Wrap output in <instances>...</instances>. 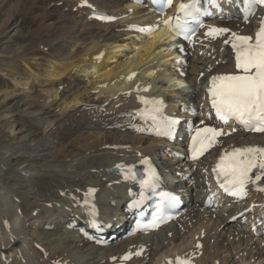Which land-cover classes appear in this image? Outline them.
<instances>
[{
	"label": "bare ground",
	"instance_id": "bare-ground-1",
	"mask_svg": "<svg viewBox=\"0 0 264 264\" xmlns=\"http://www.w3.org/2000/svg\"><path fill=\"white\" fill-rule=\"evenodd\" d=\"M21 1L0 0L3 65L21 53L16 48L19 39H27L19 28ZM60 2V9L68 13L38 30L32 52L25 51L23 63L15 66L17 74L23 68L33 74L21 81L12 70L7 72L12 90L5 92V111L13 122L9 133L17 138L13 148H0V264H176L179 257L195 264H219L223 254V264H264V211L251 206L262 201V194L205 207L215 191L211 169L218 150L190 161L184 150L185 128L176 143H166L146 136L144 131L154 125L138 117L143 111L153 112L156 106L141 100L151 102L154 96L166 100L168 110L174 107L176 114L188 106L206 114L203 96L210 78L234 72L232 34L205 39L195 50L187 44L181 49L163 28L146 36L137 32L134 38L135 25L158 28L161 19L130 0H49V6ZM98 12L121 18L102 24L92 18ZM257 24L258 17L248 25L238 19L226 27L247 35ZM126 36L134 39L126 43ZM45 46L50 47L47 53ZM58 49L64 50L62 56L56 54ZM122 52L127 53L124 61L118 56ZM113 61L120 62L110 67ZM184 84L191 89L187 94ZM34 86L53 100L41 103L43 97L35 95ZM161 118L171 120L169 115ZM179 119L195 121L186 115ZM228 125L220 149L264 148V134H247ZM23 147L39 153L25 151L26 164L16 167ZM147 164L156 165L167 179L165 188L182 199L180 216L157 232L128 237L133 225L128 202L137 194L138 183L106 170ZM89 190H94V197ZM88 202L95 204L93 211L106 229V247L86 237L97 236L84 206ZM259 221L262 225L253 229Z\"/></svg>",
	"mask_w": 264,
	"mask_h": 264
},
{
	"label": "snow or ice",
	"instance_id": "snow-or-ice-1",
	"mask_svg": "<svg viewBox=\"0 0 264 264\" xmlns=\"http://www.w3.org/2000/svg\"><path fill=\"white\" fill-rule=\"evenodd\" d=\"M209 2L213 7L216 6V0H209ZM244 2L249 6L253 3L264 4V0H244ZM164 3L170 6L172 0H164ZM200 3L201 0L181 3L179 12L183 13V18L177 16L174 26L171 21H166L175 35H187L194 31L191 25L199 24V16L204 14ZM228 31L225 28H210L206 35L216 38ZM232 37L231 46L235 51L237 74L211 78V86L208 90L211 107L215 111L216 118L224 123L235 120L245 130L264 132V23L256 33L254 42H252L253 38L249 36H238L233 33ZM141 103L159 105L162 102L141 100ZM158 111V108L153 109V112ZM151 118L154 122L156 121L155 115H152ZM176 123V120H165L163 126L166 131L162 134L170 135ZM221 135L223 133L215 128L204 127L197 130L192 137V158L196 159L202 155L214 145L216 138ZM117 167L122 168L123 166L117 165ZM216 169L219 170L218 174L225 178V192L233 196H243L246 194L245 188L250 181L256 183L264 180V148L235 149L233 152L221 156ZM254 170L255 175L253 176ZM127 171L131 173L132 169L129 167ZM152 179H156L155 173L152 174ZM145 183L147 184L149 181H145ZM93 191L89 190L88 195H92ZM129 258L128 256L124 257V259ZM176 264H188V261L178 258Z\"/></svg>",
	"mask_w": 264,
	"mask_h": 264
},
{
	"label": "rangeland",
	"instance_id": "rangeland-1",
	"mask_svg": "<svg viewBox=\"0 0 264 264\" xmlns=\"http://www.w3.org/2000/svg\"><path fill=\"white\" fill-rule=\"evenodd\" d=\"M19 5L17 7V12L20 15V17H19L20 18V27L19 28L25 34V36L27 35L26 36L27 39H23V41H22V39H19L21 42H19V44L17 45L16 48H20L21 53L19 52L17 54H14L13 56L11 55L9 57V59L7 60L8 64L6 63V65H3V60H5V57H0V148H4L7 146L13 148V145L15 143V139L17 138V137L15 138V136L12 133H9L11 131L12 126H13V122H12V117H10V113L5 111V109L7 107V106L5 107V103H6L5 102V92L8 89V85H9L8 83L10 82V80H9L10 76L7 74V72L12 70V72H14L15 76L17 75L18 77L21 78V81H25L28 77H30L31 73L26 71L24 68H23V70L19 71V73L17 74L15 66L17 64L23 63L24 58L27 56V55H24L25 53L30 54L32 52V38L34 39L35 37H33V36H37L36 32H38V30H40L41 28H47V26H49V25L50 26L55 25L59 21V16L61 13H62L61 15H63V13H65V12L68 13V11H66L65 9H60V7H63L62 2L58 3L59 6H49V0H43V1L37 0L36 2L32 1V0H22ZM8 12H9V10H8ZM74 12L77 13L78 12L77 9ZM50 13H51V15H50ZM78 16H81V13L78 12ZM51 19H53V20H51ZM13 35H14V33H13ZM136 35L137 34L132 35V36H135L134 38H137ZM132 36L131 37L126 36V38L128 37L127 38L128 40L126 39V43H128L134 39ZM11 46L13 47V45H11ZM22 46H23V48H22ZM49 48H48V46H45L44 52L47 53V51H49ZM63 53H64V50H61V51H60V49L56 50V54L59 56H62ZM126 54L127 53L122 52L121 54L118 55V56L122 57V58L119 57L120 61L125 60ZM191 61H192V57H191V59H189V61H187L188 64H186L187 65L186 69H189V67L191 65ZM119 62L113 61L112 63H110V67H113L115 64H117ZM178 71H179L180 75H184V73H185L184 70L180 71V69H178ZM15 86H16V84H14V87ZM11 87H13V86L11 85ZM181 87H183V91H185L184 92L185 94L189 93L190 88L188 87L187 84H184ZM62 88H60V92L63 90ZM8 90L11 91L12 88H10ZM140 90H142V89H140ZM166 90H167V92H170L173 90V88H172V90L171 89H166ZM177 92H179V90ZM34 93L36 96L43 97L41 100V103H45L48 100L51 101L54 98L53 95H47L46 94L47 92L45 94H43V92H40V89L39 88L37 89V87H35V86H34ZM96 106L98 107V105H96ZM178 110H180V108ZM93 127H94L93 135L95 136L98 134V132L96 131L95 126H93ZM41 131H44V129H41ZM27 148H28V150H27ZM22 150L23 151L19 150L22 158L20 161H18L16 167H21V166L26 164V162H27L26 158L27 157H25V151L29 152V150H30V153H31L35 150L34 155H37L39 153L38 149L31 148V147H23ZM8 152L11 153V151H8ZM26 156H29V154H26ZM6 159H7V157L4 159L5 162H6ZM32 162H33V160L30 161V163H32ZM14 167H15V165H14ZM254 196H255V198L257 197V195H254ZM2 197H3V198H1L2 201H5L4 195H2ZM250 197L252 198L253 196H250ZM238 250L239 249H237L236 251H238ZM223 255H225V254H223ZM223 255L220 256V258H222V259L220 260V262H218L219 264L224 263L223 257H225V256H223ZM221 261H223V262L221 263ZM242 264H248V263H242ZM256 264H259V261H257Z\"/></svg>",
	"mask_w": 264,
	"mask_h": 264
}]
</instances>
